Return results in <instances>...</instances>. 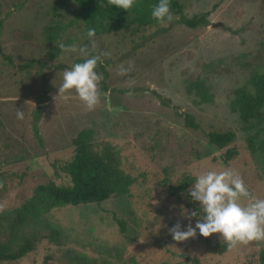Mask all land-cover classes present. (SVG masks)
<instances>
[{"label":"rangeland","instance_id":"obj_1","mask_svg":"<svg viewBox=\"0 0 264 264\" xmlns=\"http://www.w3.org/2000/svg\"><path fill=\"white\" fill-rule=\"evenodd\" d=\"M179 1L187 17L210 12V24L189 28L172 12L170 22L95 36L94 54L111 55L102 57L108 76L98 71L101 102L88 111L74 90L68 100L57 95L64 67L84 59L62 52L59 44L91 47L79 4L0 0V42L12 58L0 55V205L12 211L39 185L69 184L60 165L73 156L83 131L111 143L137 179L126 195L51 210L48 220L64 231L57 242L45 238L44 227L4 226L0 242L12 241L17 250L26 236L33 249L0 264H261L264 241L229 250L219 234L205 238L197 230L195 238L177 242L169 228L177 222L187 227L184 209L197 211L193 227L203 216L188 194L203 171L231 167L264 198V109L245 122L230 107L234 89H253L250 79L264 75V0ZM129 62L133 70L118 75ZM198 82L209 87L210 101L193 87ZM187 116L200 128L188 126ZM228 131L235 137L224 147L209 139L210 132ZM187 176L193 183L177 192Z\"/></svg>","mask_w":264,"mask_h":264},{"label":"trees","instance_id":"obj_2","mask_svg":"<svg viewBox=\"0 0 264 264\" xmlns=\"http://www.w3.org/2000/svg\"><path fill=\"white\" fill-rule=\"evenodd\" d=\"M80 7V17L84 20L87 29L95 28L96 35L118 31L133 25L154 24L158 21L151 17L152 6L158 0H138L129 11L107 4V0H75ZM171 10L179 14L178 24L189 28H198L209 25L210 12L187 17L184 15L183 5L179 0H171ZM4 20L0 18V41ZM0 55L11 61L5 54L0 42ZM79 59L77 62H82ZM64 67V66H62ZM67 68V67H64ZM104 69V64L98 66L97 71ZM104 76L107 73L103 70ZM253 89L242 86L234 89L230 97V107L237 112L240 118L249 122L263 115L264 109V75H254L250 79ZM204 102L210 101L211 96L204 83L193 85ZM45 96L40 98L42 103ZM163 100V99H162ZM168 104L167 100H163ZM186 124L200 128L195 120L187 116ZM235 137L231 131L210 132V141L224 147ZM63 174L69 177L70 183L56 184L54 182L39 185L35 188L33 196L22 206L12 210L0 212V229L8 226L13 230L16 225L40 226L49 230L45 238L57 242L64 235L63 229L53 225L48 220V213L54 208L81 204L100 203L114 196L126 195L137 181L136 177L127 173L122 166V159L116 148L108 141H93L91 135L83 131L76 141L73 156L60 165ZM194 179L187 176L176 187L177 192L185 191ZM123 226V224H122ZM31 240L24 236L17 250H13L12 241L0 242V260H19L32 251ZM187 259L191 258L187 256ZM260 262L264 264V249L260 252Z\"/></svg>","mask_w":264,"mask_h":264},{"label":"clouds","instance_id":"obj_3","mask_svg":"<svg viewBox=\"0 0 264 264\" xmlns=\"http://www.w3.org/2000/svg\"><path fill=\"white\" fill-rule=\"evenodd\" d=\"M137 3L138 0H107L108 5L125 11H129ZM151 17L161 23L172 21L174 17L171 0H158V3L152 6ZM87 36L90 40V48L88 45L78 47L75 44L66 45L63 42L59 44L62 52H79L84 59L63 70V82L58 88L57 95L68 100L74 90L86 109L93 111L101 102L100 85L103 75L97 71V68L103 64L102 57H109L111 54L110 52L94 54L97 49L95 28H89ZM133 67L131 62L127 67L121 64L117 74L127 75ZM128 95L132 93L129 92ZM16 115L18 119L24 118L21 110H18ZM188 194L192 201L199 202L203 216L193 227L191 220L197 217L198 213L197 211L189 213L184 209L181 215L188 219L189 223L184 230L180 222L169 228V234L172 235L173 240L184 242L195 238L198 230L199 234L205 238L219 234L229 250L264 241V198L254 195L242 175L235 169L226 167L222 170L210 169L200 172L188 189ZM151 202L155 206H159L160 203L157 200H151ZM3 210L4 205H0V212Z\"/></svg>","mask_w":264,"mask_h":264},{"label":"water","instance_id":"obj_4","mask_svg":"<svg viewBox=\"0 0 264 264\" xmlns=\"http://www.w3.org/2000/svg\"><path fill=\"white\" fill-rule=\"evenodd\" d=\"M214 27H217V26H220L221 25V23H214V24H212Z\"/></svg>","mask_w":264,"mask_h":264}]
</instances>
